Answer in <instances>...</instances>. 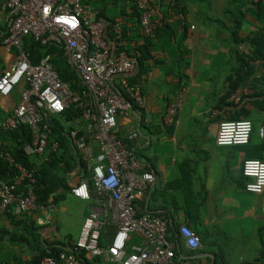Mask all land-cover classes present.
I'll return each instance as SVG.
<instances>
[{
    "label": "crops",
    "instance_id": "crops-1",
    "mask_svg": "<svg viewBox=\"0 0 264 264\" xmlns=\"http://www.w3.org/2000/svg\"><path fill=\"white\" fill-rule=\"evenodd\" d=\"M87 1L102 6L105 16L115 21V28L125 27L123 43L137 64L131 77L137 78L146 106L128 116H117L116 127L138 161V170L150 171L155 177L149 191L138 200V210L165 217L171 236L180 225L195 231L200 247L190 251L180 242L179 251L199 264H264L263 201L260 195L245 189L247 179L242 174L244 159L264 158V139L255 130L264 125V59L243 56L252 53L254 47L241 40L264 30V24L248 13L229 15V0H152L151 45L148 55H143L145 34L129 2ZM6 34L7 25L0 15V39ZM14 57V49L0 45V70ZM241 59L247 60L250 68L245 65L237 69ZM245 69L250 74L231 89L229 78L243 75ZM23 87L20 83L9 95H0L1 147L12 146L18 138L5 134L1 123L17 104ZM243 88L248 92L233 101L231 95ZM179 91H183V103L173 124L167 127L162 124V116ZM231 119L252 121L254 130L247 144L215 143L218 122ZM73 120L79 132L85 133L83 123ZM132 132L136 137L128 139ZM90 141L96 152V144ZM68 150L79 156L71 145ZM65 160L60 169L71 189L84 170L79 159L70 154ZM62 195L53 205L50 222L41 225L40 232L48 242L69 248L97 201L95 196L79 198L70 190ZM40 213L25 214L36 219ZM10 221L0 214V227L19 235L20 226ZM0 241L5 245L2 250L10 256H28L24 247L9 244L7 236L0 235ZM144 243L137 234L128 240L129 245ZM84 256L88 264L108 263L104 257Z\"/></svg>",
    "mask_w": 264,
    "mask_h": 264
},
{
    "label": "built area",
    "instance_id": "built-area-1",
    "mask_svg": "<svg viewBox=\"0 0 264 264\" xmlns=\"http://www.w3.org/2000/svg\"><path fill=\"white\" fill-rule=\"evenodd\" d=\"M151 3L152 0H135L141 29L148 36L153 32ZM95 13L81 0H1L0 3V15L7 25V34L0 45L15 50L14 60L0 70V95H9L17 85L24 84L17 104L3 119L1 127L5 130L17 129L20 124L27 127L30 141L23 144L24 153L46 159L48 146L58 149L57 141L51 139L50 115L74 105L80 110L77 121L83 123L89 135L87 139L85 134H79L73 119L65 122L71 126L67 132L70 144L81 156L83 170L87 172V175L83 172L70 191L88 200L91 186L97 206L84 217L72 248L60 251L57 256H46L42 263L81 264L79 253L83 252L94 258L104 257L109 264H199L180 253L165 217L138 210V200L149 191L155 177L150 171L138 170V161L118 134L116 118L142 111L146 103L139 84L131 80L134 61L124 51H113V45L103 38V23L96 19ZM115 31V39H120L121 28L116 27ZM27 36L42 45L53 43L61 48L84 87L81 93L73 92L61 81L49 54L35 63L31 61L23 45ZM247 92V88L238 90L231 99L238 101ZM183 95L179 91L170 100L162 116L163 125L173 124ZM253 130L249 119L220 120L215 143L245 145ZM255 130L264 139V125H258ZM136 135L132 132L128 139ZM90 140L96 144V152ZM0 156L14 163L6 151ZM15 166L18 173L14 178L0 179V214L13 204L14 214L38 211L41 213L36 223L48 224L53 205L36 203L33 171L19 163ZM242 174L247 179L245 189L262 197L264 210V160L244 159ZM108 225H113L115 230L107 245L102 246L100 231ZM177 232L180 242L190 251L200 247L199 236L186 225H180ZM134 234L145 241L142 246L128 244Z\"/></svg>",
    "mask_w": 264,
    "mask_h": 264
},
{
    "label": "trees",
    "instance_id": "trees-1",
    "mask_svg": "<svg viewBox=\"0 0 264 264\" xmlns=\"http://www.w3.org/2000/svg\"><path fill=\"white\" fill-rule=\"evenodd\" d=\"M81 1L86 6L92 7L94 10H96V19L100 20L103 23V38L113 45V51H124L128 54L123 43V40L125 39V27H120L121 38L115 39V21L112 19H108L105 16L104 8L96 4L90 5L88 4L87 0ZM128 1L133 13L139 17V11L136 7L135 0ZM227 13L229 15L235 13L241 16L248 13L253 15L261 23L264 24V0H229V8L227 9ZM110 29L111 31L109 32L108 30ZM241 40L249 42V44L253 45L254 47L252 53H247L243 56H247L248 60H255L257 58L264 59L263 29L258 30L252 36L247 35L241 38ZM150 41V36L143 35L142 48H144L145 50L143 52L141 51L143 55H148V49L151 45ZM23 45L24 48L29 52L31 61L33 63L37 62L43 55L49 54L50 61L52 62L61 81L66 83L73 92H82V90L84 89L83 85H81L77 74L67 63L65 57L63 56L62 50L58 45L53 43L48 45H42L39 41L34 40L31 36H27L24 38ZM139 61L141 62V59ZM245 65L247 69L250 68L248 61L245 59H241V62L237 66V69H241ZM135 66L137 67V64ZM247 69L243 71V75L236 74L235 77L229 78L231 89H235L238 85H240L241 80L250 74V71L246 72ZM131 80L137 81V78L131 77ZM116 87L119 91V86L116 85ZM120 93L123 94L121 90ZM78 118H80V110L74 105H70L68 108H66L59 114L50 115L51 139L57 141L58 149L52 150L50 146H48L45 154L46 159L39 155H27L24 153L23 144L30 141V132L27 127L20 124L18 125L17 129H4V132H6L5 134L10 135L11 138H18L14 140L12 146H0V153L4 151L8 152L14 161V163L10 164L8 161H6L0 156V179L7 181L14 178L15 175L18 173L15 164L19 163L26 169L33 171L35 181L32 184V189L36 195V203L42 206L56 204L61 199V197H63L62 192L70 190L66 177L63 175V170L60 169L61 163H67V161L65 160L66 155L70 154L71 158L79 159L81 167L84 166L82 159L77 155L69 153L68 150V147L71 144L67 136V132L69 131L71 126L66 125L65 122ZM81 133L85 134L84 131L79 132V134ZM87 135L85 134L86 138L89 139ZM261 148L264 150V141L261 143ZM263 159L261 158V160ZM84 174L87 175V172H84ZM90 195L92 197L95 196L91 186ZM2 214L7 215L13 225H19L21 232L19 235H16L10 233L7 229L0 227V235L7 236L9 240L7 242L9 244H16L19 247H24L27 251L28 256L24 259L18 258L16 256H10V252L7 253L2 250L5 245L0 241V264H43L42 260L44 257L49 255L57 256L60 251L70 250L72 248V245L69 248H65L61 243L48 242L40 232L41 225H38L31 215L25 213L21 215L14 214L13 204H9ZM114 230L115 227L113 225L105 226L100 231L99 244L102 246L107 245V242L109 241V238L114 232ZM176 232L175 234L172 233V238L176 240V246L179 248L180 240L178 232ZM84 255L85 254L83 252L79 253L81 264H88V261Z\"/></svg>",
    "mask_w": 264,
    "mask_h": 264
},
{
    "label": "water",
    "instance_id": "water-1",
    "mask_svg": "<svg viewBox=\"0 0 264 264\" xmlns=\"http://www.w3.org/2000/svg\"><path fill=\"white\" fill-rule=\"evenodd\" d=\"M117 90H118V88L117 87H115ZM213 264H215L214 262H213Z\"/></svg>",
    "mask_w": 264,
    "mask_h": 264
}]
</instances>
